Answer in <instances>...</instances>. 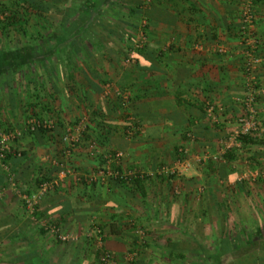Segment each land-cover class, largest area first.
Returning <instances> with one entry per match:
<instances>
[{"label":"crops","instance_id":"crops-1","mask_svg":"<svg viewBox=\"0 0 264 264\" xmlns=\"http://www.w3.org/2000/svg\"><path fill=\"white\" fill-rule=\"evenodd\" d=\"M0 1L9 4L8 0ZM67 1L72 4L73 0L60 2ZM246 2L104 0L90 29L88 11L70 15L71 19H87L72 38L60 37L70 28L60 27L58 21L70 10L55 9L43 12L55 20L54 24L38 25L30 33L47 34V43L37 38L28 48L23 44L6 49L15 56L14 63L7 59V52H0V66H5L3 80L12 84L9 88L13 92L11 96L0 93V130L20 129L22 134L15 145L24 151L10 162L15 184L0 172V264H93L95 254L83 233L92 211H98L100 222L111 229L109 218L104 216L107 208L111 221L121 227L127 221H119L120 216L131 211V206H264L262 198L255 204L251 202L254 192L264 187L260 179L264 178V156L238 163L235 158H227L222 167L205 158L197 164L195 159L193 168L185 174L170 177L156 173L164 164L174 163L179 146L188 147L193 158L203 151L212 153L224 147L223 134L227 135L226 130L240 113L238 100L247 91L238 33ZM140 3L145 4L143 9ZM254 3V30L263 59L254 75L263 84L264 0ZM115 6L120 12L113 17L107 10ZM142 13L147 41L141 52L137 53L134 46L135 59L130 63L125 53L127 44L117 40H122L121 36L114 37L119 31L133 34L132 25L137 24ZM102 19L106 20L104 24L100 23ZM219 44L227 47L228 54L216 51ZM62 49L63 57L58 54ZM29 67L35 68L31 70L34 81L30 91L13 85L23 77L19 72ZM209 103L216 106V123L204 116L203 107L206 109ZM258 106L264 112V93L258 96ZM32 114L57 118L54 135L27 131L25 121ZM81 115L88 116L89 129L68 157L64 155L66 144L61 136L68 122ZM131 125L135 134L130 138L127 129ZM92 145L97 148L91 149ZM110 148L126 153L119 168L141 170L143 177L128 183L113 177L98 182L88 180L86 175L105 164L102 154ZM64 156L75 164L76 176L82 175V179L75 174L68 176L38 204L41 222H52L72 236L60 241L48 230H40L41 223L32 222L22 195L35 190L41 178H50L58 167L55 159ZM244 162L254 165L245 173L258 174L252 178L256 183L235 181L240 175L234 167L241 165V170ZM258 163L262 169L256 168ZM120 233L110 234L113 236L105 240L107 247L109 243L111 249L121 243L129 245L130 238Z\"/></svg>","mask_w":264,"mask_h":264},{"label":"rangeland","instance_id":"rangeland-1","mask_svg":"<svg viewBox=\"0 0 264 264\" xmlns=\"http://www.w3.org/2000/svg\"><path fill=\"white\" fill-rule=\"evenodd\" d=\"M1 2L4 3L5 1H1ZM144 5H145L144 3L141 4L142 9H143ZM121 6H122V4H120V8H119L120 10H121ZM7 9L8 8H6L5 10L7 11ZM119 9L116 6L114 8L111 7L107 10V13L114 17L115 13L117 14V12H120ZM8 12L9 11H7V13ZM20 12H22V11L20 10ZM7 13L0 12V19H4V17L6 16ZM29 13L31 16V17L28 16L30 19V23H26V25H25L28 33H32V30L34 28V26H32L33 24L35 26L36 25L47 26V25L52 24V23L54 24L55 20L51 17H48V15H45L44 20L41 21L44 23H42V24L40 23L41 24L40 25L38 22V21H40V19H38L39 15L36 16L34 11H31ZM58 21H60V19ZM58 21L56 20V22H58ZM105 21L106 20L102 19V21L100 20V23L104 24ZM43 24H45V25H43ZM145 26H146L145 18H144V15L142 14V16H141V18H139L137 24L132 25V27L135 28L132 31L133 34L129 35L128 33H125V32L123 33L122 31H119L118 34H116L117 36L114 37V38H117V37L121 36L122 40L119 38H117V40L121 41V42H125V44H127V45H125L126 46L125 47L126 48L125 53H126V56L128 59L131 58L130 63L135 59V56H133V54L135 52L134 46L137 43L142 44L141 36H143L142 33L145 31ZM10 30H11L10 34H6V35L3 34V31H0V46H2V48H3V51H0V52H2V54H4V52H7L8 57L11 59H14L15 56L12 55L13 53L11 54L10 53L11 51H9V50H11L12 48L21 46L23 44H29V42L31 43L33 41L29 37H27L23 33H21L20 30L17 31L16 28L10 29ZM144 34H145V32H144ZM46 37H48L47 34L44 35V37L43 36L40 37L39 42L42 41V42L47 43V41H45ZM145 37H146V35H145ZM94 38L97 39L96 36ZM89 39L91 40V38H89ZM131 39L133 41H131ZM60 40H61V38H59V41ZM6 49H9V50H6ZM63 49L60 52H58V54H61L62 57L64 56V50ZM67 54H68V52H67ZM0 58H2L1 54H0ZM29 58H30V56H29ZM24 69L26 70V72L25 71L19 72V73H21V76H23L21 79H19V83H18V80L15 78L16 80L15 79L14 80L16 83H14L13 85H16V87L24 86L25 88L29 89V91H30V88L33 87L32 82L34 81L33 80L34 72L31 71L33 68L29 67V68H24ZM4 70H5V66L4 67L0 66V93L3 92V93H5L6 96H8L11 93H13L11 91V89L9 88V87H12V84L11 83L6 84V82L4 81L5 80L4 75H3L5 72ZM29 71H31V72H29ZM22 73L24 75H22ZM47 74H48V72H47ZM31 80H33V81H31ZM240 98L241 97H239L238 101L242 105V101L240 100ZM257 108H259L258 100H257ZM219 113H220V111H219ZM216 114H217V112L215 113L214 119L211 118V120L214 121L213 123H216L218 121V120H216L218 114L217 115ZM260 115H261V118H263L264 112L260 111ZM239 116H240V113L232 120L231 125L229 127L230 129L236 125ZM84 117L87 120V127H86L85 131L88 132L90 121H89L88 116H86V115H81L79 117H76L74 120L69 121L68 122L69 125L67 127H69L71 125L78 124L79 120H81ZM45 118H47V117H45ZM48 118H51V117H48ZM54 120L56 121V123L58 125L59 120L57 118ZM7 129L12 130L14 128L9 127L6 129H2V130H0V133L6 131ZM16 129H18V128H16ZM230 129L226 130V132L227 131L229 132ZM228 132H227L226 136H225L226 133L223 134V136H224L223 140H227ZM189 134H191V133H189ZM82 137L85 138L86 136L84 135ZM263 138H264V135L261 137H257L256 139L260 140ZM224 143H225V141H224ZM77 145L78 144H76L74 146H71V145L68 146V144L66 143L67 150H70V154L69 155L67 154L66 156L71 157L70 155H72V152ZM92 147H91V149L97 148L94 145H92ZM64 148H65V145H64ZM66 148L64 149V155H65ZM185 148L187 149L186 157H187V159H189L190 167L187 170H184L182 173H180V175L185 174V172H188V170L193 168V166H194L193 163H196L195 159L197 161V164H201L200 162H202L206 159V160L216 161L219 163L220 167H222L225 164L224 160H226L227 158H232V159L235 158V160L238 163V161H241V162H243L245 160L250 161L252 159H256V157L260 158V156H264V140L255 141V142L250 143V144H243L242 143L240 146L233 147L231 150H233L234 154L230 155L231 157L226 156L224 153H222V151H223V148H222V149H220V151L218 149L212 153L211 152L204 153V151H203L199 154H196L195 157L193 158L190 155V149L188 147H185ZM111 149H113V148H110V150L109 149L108 150L111 151ZM123 152H124V156H126L125 151H123ZM176 154H177V156L179 155L178 153H176ZM213 155H217L218 158L212 159ZM68 157L64 156V159L62 158L61 160L55 159V161H54L55 165H57L56 162H60V164L63 163L64 167L67 166V167L74 168V170L76 172L77 168L75 167V164H73V162L70 161V158H69V161L67 162ZM102 159H104V163H105V158L103 157V154H102ZM172 164L171 163L170 164H164L163 166H171ZM244 164H246L248 166H245ZM244 164H243L241 170L239 169V168H241V165H239L238 167L237 166L234 167V169L237 170L238 174L240 175L239 177H237V179H235V181L238 183L242 182V181H245V182L247 181L249 183H251V182L256 183L257 181L255 182L252 179V177L256 178V177H258V174L250 172L251 174L247 175L245 173V172H248V170H250V168H248V167H251L254 165L248 164L245 162H244ZM57 166L60 168L59 165H57ZM257 167L260 168L262 166H261V164L258 163L256 168ZM220 169H222V168H220ZM260 169H262V168H260ZM9 170L11 171V169H9ZM0 172L3 174V176H5V175L8 176L7 170H5V169L1 170L0 169ZM11 172L14 173V171H11ZM94 172H96V171H94ZM56 173H57V171L54 172L53 176ZM162 174L163 175L166 174L167 176L175 175V174H170V173H168V174L167 173H161L159 175H162ZM249 176H251V177H249ZM240 177H244V178L239 179ZM260 179H261V181H264V178H260ZM172 191H173V194L176 195L175 189H172ZM261 198H262V200H264V187L261 188V191H255L254 192L253 196L251 197V199H252L251 202L253 204H255L256 201L261 200ZM251 202H249V203L251 204ZM134 207H135V209H134ZM228 207H229V210L227 212L228 220H226V224H227V227L230 231H233V229L235 228L236 225L241 226V227L246 226V228L253 230L256 227L258 228V225H261L262 222L264 221V206H228ZM217 212H218V214H217ZM221 213H222V211L216 210L212 206H131V211L123 212V215L120 216V218L126 220L127 224H128L127 226H125L122 229V232H124V233H122V232L121 233H122V235L124 234L123 235L124 237L127 236L130 238L129 239V245L124 246L121 243L120 245L117 246L116 249H111L110 243L108 244V247L106 245L107 241L105 242V240H108V238L113 236V235H110L113 233H111L109 228L108 229L105 228L106 226L100 222L101 220L99 218L98 211H92L91 214L89 213L87 215L88 216V225H87V228L83 229L84 230L83 233L86 234V236H87V239L85 238L86 236H84L85 242H87V244H89V242H90L89 248H91L92 252L95 254L94 255L95 261H93V263L100 260L101 264H131V262H133V260H137V262L139 264H168L167 263L168 259L163 257V253L161 251L163 246H165V244L167 243V238H174V240L175 239L176 240H182L181 244L186 245L188 243L194 244V242H192L194 240L193 237H196L198 240L204 239L203 237H205V240L207 241L206 243H208L209 247H213L215 244L214 239L219 236V231H218L219 225L221 222H223L222 217H221ZM104 216L106 219L109 218L110 223L112 222L111 220L113 219V217H112V215H110V209L109 208H107V211L105 212ZM95 222H98V224H100V225L96 224V225H98V228L101 231L100 233L94 229L95 228ZM113 222H115V221H113ZM90 228H91V232H90ZM88 232H90V233H88ZM81 235L82 234H80L78 236L79 240L82 237ZM135 236H137L136 241L134 240ZM70 239H72V236ZM113 244H115V243H113ZM117 249H119V251H120L119 254L117 253V251H118ZM98 250L100 251V254L98 253ZM85 261L88 263L87 259Z\"/></svg>","mask_w":264,"mask_h":264},{"label":"built area","instance_id":"built-area-1","mask_svg":"<svg viewBox=\"0 0 264 264\" xmlns=\"http://www.w3.org/2000/svg\"><path fill=\"white\" fill-rule=\"evenodd\" d=\"M255 0H247L246 4L241 11V20L238 28L240 41L242 43L240 54L242 60L243 72L248 77V83L246 85L247 91L241 96L240 100L242 105L240 107V116L238 117L237 123L228 132V138L225 140L222 153H226L227 150L233 147L240 146L242 144L241 136L251 135L255 138L264 135V117L261 118L260 110L257 108L258 96L264 93V83L259 84L256 75H254L255 70L262 63L263 59L259 53L260 41L259 37L255 33V23H256V12L254 9ZM141 36V43L135 45L136 48L142 47L147 41L144 32ZM216 51L221 54H228V49L224 44H219L216 47ZM131 58H129L130 60ZM133 60V59H132ZM128 93L125 94V97ZM127 98V97H126ZM215 108L216 106L209 103L206 107L208 117L215 118ZM57 127V123L53 118H45L32 114L25 121V128L29 132H36L40 129L53 130ZM87 127L86 118L79 120L78 124L72 125L66 128L65 132L61 136L64 143L68 146H74L81 142L83 133ZM22 131L20 129L6 130L0 133V166L5 170H8V180L11 184H15V174L9 169V165L4 163L6 155L11 152L14 156H22V150L15 146L16 140L21 135ZM127 134L132 137L135 134V129L131 125V128L127 129ZM193 138L192 134H188ZM178 156L171 166H162L158 170V174L170 173L179 175L184 170L190 167L189 159H187V149L180 146L178 149ZM70 154V150H65V155ZM124 156L122 150L115 152H104L103 157L105 158V164L99 168L96 172L90 173L87 176L88 180L92 182L106 181L109 177H121L123 179H129L133 177H143V172L141 170H123L119 168L120 161ZM217 155H213L212 159H217ZM116 162V165H113ZM60 166V170L50 178H44L40 181L37 188L32 192L25 193L22 195L23 205L29 217L34 223H41V225L48 230L50 233L55 235L61 241H67L71 236L64 232L59 226L52 222L42 221L37 219L35 212L41 199L48 194L51 190L58 188L62 185L65 179L70 176H76V172L72 167H64L63 163L56 162ZM78 179H82V175L76 176ZM244 178L240 177L239 179ZM254 178V177H252ZM96 231L100 233L98 225L95 224Z\"/></svg>","mask_w":264,"mask_h":264},{"label":"trees","instance_id":"trees-1","mask_svg":"<svg viewBox=\"0 0 264 264\" xmlns=\"http://www.w3.org/2000/svg\"><path fill=\"white\" fill-rule=\"evenodd\" d=\"M60 1L61 0H8L9 4H6V1L4 2L5 4L0 1V12L7 13V11H9L4 17V19H0V31H3V34L6 35V34H10L11 32L10 29L16 28L17 31L20 30L21 33L29 37L31 40L40 38L42 36L44 37V35H42L40 31H37L38 35H32L28 33L25 25L26 23H30L29 17L31 16L29 12L34 11L36 16L39 15L38 19H40V21L38 22L39 24L40 23L42 24L44 22L41 21L44 20L45 18L43 12H48V11L54 12L56 11L55 9H57V11H64L65 8H68L70 11L64 12L63 17L59 21V26L70 29L66 33L65 31L62 32L60 34L61 35L60 37L63 38L65 36L66 38L67 37L72 38L74 37L72 35H74L73 33H75L76 29L85 26L84 23L87 21V19L89 20L88 29L94 26V24L96 23L97 9L103 3L104 0H97V1L73 0L72 4H68V1L66 2V4L65 3L61 4ZM141 4L142 3H140V5ZM6 8H8L7 11L5 10ZM20 10L22 12H20ZM82 10H84V12L88 11L87 19H83V18L71 19L74 13L76 14V11L80 13ZM142 14L144 15V13ZM70 15L72 16L70 17ZM32 26H34L35 28L38 25L35 26L33 24ZM29 46H31V44H28L27 48ZM138 48L135 47L137 53L143 50L144 45ZM15 53H18V51L17 52L15 51ZM7 59L12 60L13 63L16 62L15 60L9 57ZM11 67L12 69H15L14 64H12ZM14 73L15 72H13V74ZM203 109H204L203 110L204 116H206L207 115L206 109L204 107ZM53 131L54 129L53 130L40 129L36 132H41L45 134L50 133L51 135H54ZM86 133L87 131H84L83 136L86 135ZM260 140H264V138ZM260 140L252 137L251 135L241 136V141L243 144H250ZM118 150L121 149L113 148L111 149V152H115ZM22 153H24L23 150ZM177 153L179 152L177 151ZM224 154L226 156H230L233 155L234 152L233 150L229 149ZM14 157L17 156H14L13 153L9 152L6 155V159L4 160V163L9 165L10 167L11 159ZM59 170L60 168L56 167L55 171L58 172ZM174 176L175 175H171L170 177H174ZM51 177H53V175ZM44 178L46 177L41 178L40 181L43 180ZM139 178L131 176L129 179H123L121 177H116L114 179L122 183H128L129 181L130 182L139 181L138 180ZM7 181H9L8 176H7ZM212 207L216 210L222 211L221 217L223 220V222L220 223L218 228L219 236L214 239L215 240L214 246L209 247L208 243H206L207 241L205 240V237H203L204 239L199 238L200 240H198L196 237H193L194 240L192 242H194V244L188 243L186 245L181 244L182 240H176V239L174 240V238H167V243L161 249L163 253V257L168 259L167 263L168 264H264V221L262 222L261 225H258V228L256 227L253 230L246 228V226L241 227L236 225L233 231H230L226 224V220H228L227 212L229 210V207L228 206H212ZM35 215L37 219L40 220L39 206H37L36 208ZM121 220L122 219H120L119 221ZM95 224H98V222H95ZM110 224H111L110 230L111 233L113 234L122 232L123 227L128 225L127 222L121 223V227H116L113 222H111ZM40 226H41L39 227L40 230L43 231L44 227L42 225ZM136 237L137 236L134 237L135 241H136ZM98 253L100 254L99 250ZM93 264H101V263L99 260L98 262H95ZM131 264H139V263L137 262V260H133Z\"/></svg>","mask_w":264,"mask_h":264}]
</instances>
